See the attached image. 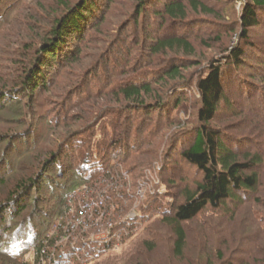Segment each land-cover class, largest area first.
Segmentation results:
<instances>
[{
    "label": "rangeland",
    "instance_id": "1",
    "mask_svg": "<svg viewBox=\"0 0 264 264\" xmlns=\"http://www.w3.org/2000/svg\"><path fill=\"white\" fill-rule=\"evenodd\" d=\"M171 1H87L80 32L64 39L58 58L40 70L44 85L29 91L24 77L44 60L55 20L84 0H0V245L20 261L32 262L36 236L40 244L56 240L47 246L54 255L96 238L111 226L98 224L109 208L116 230L133 232L94 264H264V8L243 38L247 0H197L208 11L175 0L185 5L183 18L165 14ZM178 36L186 48L157 46ZM235 49L243 52L237 63L225 58ZM213 62H221L225 98L207 125L238 156H260L259 184L240 192L235 206L207 205L183 222L179 256L162 217L202 178L180 154L202 126L196 83ZM175 67L178 77L165 73ZM143 84L151 91L137 107L141 98L128 100L121 88ZM29 178L37 186L20 189ZM103 192L118 198L101 204ZM88 203L98 204L94 213Z\"/></svg>",
    "mask_w": 264,
    "mask_h": 264
},
{
    "label": "trees",
    "instance_id": "2",
    "mask_svg": "<svg viewBox=\"0 0 264 264\" xmlns=\"http://www.w3.org/2000/svg\"><path fill=\"white\" fill-rule=\"evenodd\" d=\"M87 1L89 0H84L81 5H78L62 19L55 20L53 28L50 31L52 38L47 40V44L45 43L41 47L42 50H40V52H43L44 60L39 67L29 69L27 71V76L24 77L23 84H25L26 89L33 91L39 86L44 85V76L40 74V70L46 67L49 60L54 61V59L56 60L58 58L57 55H59L60 47L65 45L63 43L65 38L67 39L68 36L70 37L72 34L80 32V25L83 16L81 11L85 7ZM143 1L145 0H139V7H142ZM186 1L192 9L201 7V9L204 11L209 10L204 4L198 3L197 0ZM256 8H264V0H247L246 4L243 6L239 19L240 24L242 25L241 37L243 38L247 37V29L257 23L255 12ZM140 9L141 10L138 11H142L143 8ZM164 12L170 18H183L185 16V5L181 1L174 0L168 4H165ZM174 44L175 46H181L185 48L188 46L187 40L181 36L158 42L157 46L160 48L171 47ZM242 54L243 52L240 49H235L229 53V57L225 56V58L230 59L233 63H237L240 61V56ZM63 56L64 55L61 57ZM165 73H167L168 76L173 75V77H178L179 69L177 67L171 68ZM221 75V62H213L210 64L206 74L197 81L196 89L200 98L201 106L198 112V118L200 123H202V126L196 131L192 144L184 149L180 154L184 161H186L188 164L194 165L199 171L202 172V178L196 183L192 190L186 189L184 191V199L181 203L175 206L172 216L162 217L163 220L166 221L168 227L171 229L175 237L173 241V249L175 251L174 253H177L176 255L179 256H181L186 241V233L183 227V222L192 220L207 205L214 209H220L224 206L226 207L227 203L235 206V204L240 203V199H242L240 192L254 193L257 191L259 184V176L255 171V167L261 162L260 156L258 154L249 153H244L243 157L238 156L237 153H235L224 143V141L219 137V134L207 125V122L210 121L215 115L219 102L225 98ZM149 87L150 86L148 84H143L140 86L130 85L121 88V93L128 100H139V98H141L140 103H136L137 107H141L144 105L141 93H149L151 91ZM154 105H157V103ZM53 157L51 158V161L56 163L58 161V157L57 155L55 156L56 158L54 157L55 159ZM48 171L51 170L49 169ZM104 173L105 172L102 174V179H104L106 176ZM29 186H37L33 178H29L26 182H21L18 184L20 189L24 188L25 191L30 192L32 187L29 189ZM92 186L93 185H90V187ZM99 195L100 196H97V198L102 197V200L99 198V202L101 204H104V201L108 203L107 199H111L112 197L118 198L116 197L118 195L114 193L104 194L103 192L99 193ZM90 196V198L93 197L92 195ZM124 196V198H127L126 195ZM6 203L7 202L4 204ZM83 203L84 201L81 202V204ZM88 205H90V208L92 207V213H94L95 209L98 207V204L88 203ZM107 206L109 207L110 205L107 204ZM3 207L5 206L0 204V210H3ZM108 209L109 208H107V210ZM145 209L143 207L140 208L137 218H134L138 220V224L141 221L143 222V217L145 215L142 214V211ZM107 210H105L106 212L104 211L105 213L103 212L101 219L98 220V224L102 223V221L104 222V220H107L108 224H106V226L109 224L111 225L110 228L108 227L106 230L105 227L102 228V231L107 233L106 237L97 239L94 237H86L85 239L81 238L74 242L72 246L69 245L67 248L61 250L62 253H58L59 255H54L53 253L50 254L47 252V248L50 246L51 248L54 247L56 240L47 239L49 242L47 245H45L43 243L40 244L41 241L38 240L39 238L36 236L34 242L31 244L35 247V254L33 257L34 263L27 260L25 263L20 261L18 255L14 254L11 249H2L1 244L0 264H40L41 261L47 259L49 256L51 257V255L56 258H60L57 259L59 264L96 263L101 256H103L108 250H111L115 245H119L120 243L123 244V242L128 239L133 232V230H129V228L132 226L127 228L128 230H126L125 234L121 233L120 230H116L118 227L116 224L114 225L112 223V218L110 217V215H113V212H109ZM6 213H8V210ZM10 215L11 214L9 212V216ZM128 221V218L125 217L124 224H128ZM92 224L95 223L92 222ZM120 224H118L119 227L123 226V224L121 226ZM89 225H91V223ZM136 226L137 224H135V227ZM115 230L121 234H115ZM100 232L101 230H98V232L94 233L93 236L100 234ZM37 242L38 244H36ZM145 245L148 246L149 249L153 247L149 241H146ZM57 249L58 248H56V250ZM26 253L27 251H25L23 254ZM103 262H100V264ZM50 264H55L54 260L50 261Z\"/></svg>",
    "mask_w": 264,
    "mask_h": 264
},
{
    "label": "built area",
    "instance_id": "3",
    "mask_svg": "<svg viewBox=\"0 0 264 264\" xmlns=\"http://www.w3.org/2000/svg\"><path fill=\"white\" fill-rule=\"evenodd\" d=\"M88 207L90 208V205H89ZM91 208H92V207H91ZM81 213H82V212H81ZM106 235H107V233H104L103 231H101L100 234H97V235H96V239H97V238H104V237H106ZM82 247H83V246H82ZM82 247H81V248H82ZM29 248H31V250H29L28 252L31 251V253H32L33 257H34V254H35L34 249H35V248H33V247H29ZM29 248H28V249H29ZM83 248H84V247H83ZM60 253H62V252H59V254H60ZM27 254H28V253H27ZM59 254H58V255H59ZM57 257H58V256H57ZM57 259H60V258H59V257L56 258V257H54V256L51 255V257L49 256L47 259L41 261L40 264H50V261H52V260H54L55 264H59V262L57 261ZM32 262L34 263L33 259H32Z\"/></svg>",
    "mask_w": 264,
    "mask_h": 264
}]
</instances>
